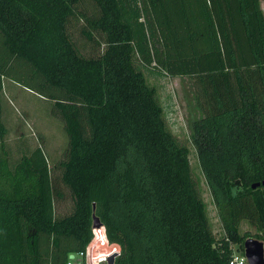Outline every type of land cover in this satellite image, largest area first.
Listing matches in <instances>:
<instances>
[{
    "label": "trees",
    "instance_id": "trees-1",
    "mask_svg": "<svg viewBox=\"0 0 264 264\" xmlns=\"http://www.w3.org/2000/svg\"><path fill=\"white\" fill-rule=\"evenodd\" d=\"M144 70L192 81L189 139L220 237ZM3 77L51 101L67 142L55 162L40 146L12 161L0 110V264H66L93 214L114 264H229L247 237L264 243V185L251 187L264 179L259 0H0V93Z\"/></svg>",
    "mask_w": 264,
    "mask_h": 264
},
{
    "label": "rangeland",
    "instance_id": "rangeland-1",
    "mask_svg": "<svg viewBox=\"0 0 264 264\" xmlns=\"http://www.w3.org/2000/svg\"><path fill=\"white\" fill-rule=\"evenodd\" d=\"M259 1L264 13V0ZM89 4L85 2L84 6H90ZM73 34L76 41H79L78 31H74ZM101 48V45L98 46V49ZM81 50L86 54L89 51L82 47ZM144 72L148 82L157 88L159 100L164 107L167 127L181 143L190 149L189 161L194 180L206 204L212 231L217 237H220L224 231L219 211L214 204L196 149L189 139L190 120L193 116L199 115V110L193 101L192 81L189 77H171L156 72L152 73L149 70H144ZM0 107L2 120L7 128L5 148L12 161H16L22 153L28 152L35 146H40L47 158L53 162L63 157V148L67 142V136L64 132L63 122L54 112L51 101L40 96L22 82L18 83L12 78L3 77ZM51 161L50 165L52 166L53 162ZM54 175L58 176V170L54 171ZM59 188L64 196L56 202V212L59 215L68 214L72 209L70 195L61 183ZM101 227L93 228V236L96 230L97 232L100 231V235L104 233ZM245 232L254 234L256 229L247 221H242L239 226V233ZM89 246L91 254L95 257L100 253H111L114 250H119L118 245L104 242L99 237H93ZM236 247L233 246L235 251L240 252Z\"/></svg>",
    "mask_w": 264,
    "mask_h": 264
},
{
    "label": "water",
    "instance_id": "water-1",
    "mask_svg": "<svg viewBox=\"0 0 264 264\" xmlns=\"http://www.w3.org/2000/svg\"><path fill=\"white\" fill-rule=\"evenodd\" d=\"M264 185V179L260 182H255L251 185L252 188L257 186ZM94 208V206H93ZM102 226L99 218L93 214V223L92 228H99ZM243 253L246 257V264H264V243L263 241L254 238L247 237L243 242ZM118 254V251H114L107 257V264H114L115 256Z\"/></svg>",
    "mask_w": 264,
    "mask_h": 264
},
{
    "label": "built area",
    "instance_id": "built-area-1",
    "mask_svg": "<svg viewBox=\"0 0 264 264\" xmlns=\"http://www.w3.org/2000/svg\"><path fill=\"white\" fill-rule=\"evenodd\" d=\"M101 240H103V238ZM114 251H112L111 253H113ZM111 253H100L95 257L91 254L90 246L88 244L84 251H80L78 253L72 254L68 258L66 264H107V257ZM241 261H243V264L247 263L244 253L234 251V253L232 254L229 260V264H241Z\"/></svg>",
    "mask_w": 264,
    "mask_h": 264
},
{
    "label": "crops",
    "instance_id": "crops-1",
    "mask_svg": "<svg viewBox=\"0 0 264 264\" xmlns=\"http://www.w3.org/2000/svg\"><path fill=\"white\" fill-rule=\"evenodd\" d=\"M101 228H102V230H103V232H104L103 227H101ZM99 232H100V231H99ZM99 236H101V237H100L101 239L103 238V241H104V242L106 241L104 233H103L102 235H100V233H99ZM106 242H107V241H106Z\"/></svg>",
    "mask_w": 264,
    "mask_h": 264
},
{
    "label": "clouds",
    "instance_id": "clouds-1",
    "mask_svg": "<svg viewBox=\"0 0 264 264\" xmlns=\"http://www.w3.org/2000/svg\"><path fill=\"white\" fill-rule=\"evenodd\" d=\"M241 264H243V261H241Z\"/></svg>",
    "mask_w": 264,
    "mask_h": 264
}]
</instances>
